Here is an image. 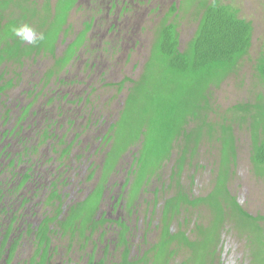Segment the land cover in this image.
Segmentation results:
<instances>
[{
    "label": "rangeland",
    "instance_id": "1",
    "mask_svg": "<svg viewBox=\"0 0 264 264\" xmlns=\"http://www.w3.org/2000/svg\"><path fill=\"white\" fill-rule=\"evenodd\" d=\"M27 1L37 11V17L31 26L36 31L41 30L44 17L49 16L47 9L53 12L58 0ZM202 1L199 0L197 4L196 0H81L71 13L68 25L61 35L57 57L63 56L71 42L85 32L88 25H92V30L88 34L85 48L79 52L80 57L65 71L60 72L45 86L48 74L56 67V60L43 54L27 60L23 67L7 64L0 68V85L5 86L15 80V87L5 92L0 102V139L2 133L15 129L19 132V127H23L22 135L29 139L28 142L20 141V137L10 136L3 143L11 144L14 153L22 154L26 148L29 151L38 148V154L29 152L33 154L30 158L32 165L19 166L15 172L24 175L26 170L32 169L36 175H43L46 180L40 186L37 178L38 182L32 181L18 192L14 200L17 202L16 212L21 213L23 219L14 226L13 242L6 249L2 250L0 247V264L9 261L10 248L17 240L21 243L12 264H28L36 255L38 244L34 243L35 235L29 233V230L30 227L35 230L43 220L44 214L39 204L41 199L44 202V195L49 196L50 184L55 181L54 174L59 177L56 184L61 189L64 199L62 210L65 213L82 203L95 190L100 183L104 154L113 146V141L109 142L111 137L109 140H104V137L111 135L112 127L120 119L132 87L127 79L138 80L142 76L151 57L154 40L165 22L178 25L181 50L187 49L198 30L201 14L198 5ZM219 1L223 5L232 6L238 10L241 19L252 23L254 36L253 46L236 72L220 88L214 89L212 118L214 123H220L225 117L228 120L236 118L234 132L237 156L233 160L235 164H230L228 189L245 212L264 219V176L253 163L254 145L250 120L246 119L248 121L242 123L240 118L244 114L233 112L238 105L255 106L259 96L264 95V83L256 71L258 61L264 57V0ZM183 2L186 10L183 9ZM174 4H177L179 12L170 15ZM42 18L43 22L40 21ZM67 31L69 33L66 34ZM59 80L64 83L59 84ZM124 82L125 85L122 86ZM55 91L57 92L54 93ZM30 105L33 107L26 115V109ZM34 113L36 117L32 115ZM53 121L57 125L49 129L47 126L52 125ZM43 128L54 132L55 138L46 139L42 133ZM190 128L194 129L195 126ZM77 135L81 137V142L75 144L70 158H63L65 146L68 147L70 142L75 141ZM60 139L62 143H59ZM3 146L0 143V151ZM221 149L219 142L209 143L204 140L194 166L187 167L180 178L181 185H177L176 180L172 181V167L180 155V151L175 150L172 163L165 168L162 182H151L148 190L140 197L137 212L130 220V227L134 229L131 237V260L147 257L149 261H154L153 250L156 247L159 250L160 242L164 239V205L180 190L187 191L192 200L208 198L213 192H217L222 166ZM138 152L139 148H134L122 158L118 173L111 177L107 187L102 212L113 211V197L118 199L128 190L127 172L135 166ZM66 169L71 170L69 174L65 173ZM9 177L10 174H5V179ZM64 179H69L67 184ZM3 180L4 176L0 175V182ZM225 188L222 186L218 189L217 194L220 196L215 199L218 201L213 202L218 207L222 198L229 199ZM24 199L31 203L21 208ZM231 202L227 201L229 208L223 204L225 214L221 217L208 204H203L199 207H187L188 210L183 215L171 222L173 234L184 232L191 242L198 243L195 253L188 247H180L179 243H174L172 250L177 253L170 264H264V220L259 223L262 229L259 231L254 223L241 216V211L231 205ZM86 205L91 206V203L84 204ZM32 212H35L34 215ZM219 218H224L225 221L222 223ZM20 229L24 231L20 233ZM110 231L104 247L99 241V234H96L85 249L80 245L70 248L68 236H55L52 248H57V253L51 264H68V258L71 259L69 264H87L89 255L94 253L96 246L98 249L94 254L97 262L107 259V264H122L123 248L113 245L109 257L106 256V247L115 237L114 231ZM201 231L204 232L203 236L200 235Z\"/></svg>",
    "mask_w": 264,
    "mask_h": 264
},
{
    "label": "trees",
    "instance_id": "2",
    "mask_svg": "<svg viewBox=\"0 0 264 264\" xmlns=\"http://www.w3.org/2000/svg\"><path fill=\"white\" fill-rule=\"evenodd\" d=\"M79 1L58 0L53 12L47 9L46 13H49V16L44 17L45 22L40 26L46 37L45 41L36 45H27L14 38L10 29L14 25L25 23L31 26L37 17L36 9L34 6L30 7L27 0H0V68L7 64L23 67L24 61L35 54V57H40L42 54L51 55L57 60V67L61 69L70 65L84 46L87 34L92 30V25H88L87 30L69 45L65 55L57 57L59 39ZM184 3L183 9L186 10ZM195 3L199 4V0ZM198 10H201L198 30L185 51L181 50L178 25L165 22L154 40L151 57L142 76L138 80L127 79L132 87L129 89L120 119L112 127L113 135L110 140L114 141V144L108 157L104 181L106 182L109 174L119 167L124 155L134 148H139L134 169L130 174L131 179L127 180V187L130 182L133 183L130 196L125 199L132 213L136 201H140V197L148 190L151 182L153 180L162 182L165 168L172 163L176 149L180 151V155L172 167V181L176 180L177 185H181L180 178L187 167L194 166L201 143L207 140L209 143L217 141L222 145V166L217 181V192H213L208 198L192 200L187 191L180 190L164 205V239L160 242L159 250L157 247L153 250L154 261H149L147 257L140 261L131 260L130 251L127 250L122 264H148V262L170 264L177 253L176 250H172L174 243H179L180 247H188L195 253L198 242H191L184 232L175 235L171 230V222L183 215L190 206L199 207L208 204L221 217L225 214L223 204L229 208L227 201H232L231 205H235L238 211H241V216L245 220L254 223L259 231L262 230L259 223L264 219L255 218L245 212L236 198L232 197L227 185L231 177L230 164L237 156L234 132L236 118L228 120L225 117L220 123H214L212 118L213 91L220 88L236 72L241 61L248 56L253 46L254 28L252 23L239 17L238 10L223 5L219 0H211V2L204 0L198 5ZM177 12L179 9L177 4H174L170 15H175ZM40 21L43 22V18ZM41 30L37 29V32ZM256 71L264 83V57L258 61ZM55 74L57 71H51L47 82L53 79ZM13 84L14 80H11L6 86H0V102L2 94L13 88ZM233 112L244 114L240 118L242 123L250 120L254 145L253 163L264 176V95L259 96L255 106L238 105ZM193 125L195 128L191 129ZM91 178L93 180L94 175ZM222 186L226 187L225 192L229 199L222 198L218 207L213 202L218 201L215 199L220 196L217 193ZM104 191L105 187L101 185L88 201L79 204L77 208H72L69 221L63 224L64 235L70 232L72 238H75L79 232L83 238L88 231L94 232L91 230L98 227L95 221ZM51 200L56 206L58 201H61V196L57 193ZM88 202L91 206H84ZM219 219L222 223L225 221L224 218ZM49 222L47 221L40 230L36 255L28 264H50L54 257L49 236L51 234ZM122 226L126 229L125 224ZM10 234L3 241L2 250L6 247ZM200 235L203 236L204 232L201 231ZM16 251L14 247L8 264L12 263ZM90 264L95 263L91 261Z\"/></svg>",
    "mask_w": 264,
    "mask_h": 264
},
{
    "label": "flooded vegetation",
    "instance_id": "3",
    "mask_svg": "<svg viewBox=\"0 0 264 264\" xmlns=\"http://www.w3.org/2000/svg\"><path fill=\"white\" fill-rule=\"evenodd\" d=\"M80 1H79V3H80ZM30 6L33 7L32 4ZM114 27L112 29H115ZM88 34H87V37H88ZM87 37H86L85 44H84V46L82 48H85V46H86ZM60 39H61V37H60ZM60 39H59V41H60ZM74 41H72L71 44ZM68 47H67V49H68ZM67 49H66V51H67ZM66 51L63 52V56L65 55ZM35 56H36V54L32 58H29L27 60H31V59L33 60L34 58H37ZM49 56H51V55H49ZM79 57H80V55L78 54L71 63H74L75 60L78 59ZM27 60H25L24 63ZM68 67H69V65L66 68H63V69L57 67V60H56V67L54 68V70L57 71V74H55L54 77H56L59 74L60 70H61L60 72H63ZM58 83L60 84V83H64V82L59 80ZM44 84L46 86L48 84V82L47 83L45 82ZM0 86L2 87V85H0ZM14 87H15V80H14V84H13V88ZM9 89H12V88H9ZM56 92L57 91H55L54 93H56ZM4 94H2V99L4 98ZM58 99H59V101L61 100V98H58ZM58 99H55V100H58ZM32 107H33V105H30L26 109L27 110L25 112L26 115H28V113L30 112ZM62 111H63V108L60 109L61 113H62ZM32 115H34V117H36L35 116L36 113H34ZM7 119H8L7 122H9V117L8 116H7ZM24 119H26V118H24ZM56 125H57V122L53 121L52 125L49 124L47 127L49 129L50 128L53 129V128L56 127ZM19 129H20L19 132H18L17 129H15L14 131H11V132L10 131H6V132L2 133L1 134V139H0V143L2 145H4L3 147H1V151H0V169H1L0 170V175L4 176L3 182H0V236L2 237V238L0 237L2 239V240H0L1 249H2V246H3L2 245L3 241L10 234V232H11V234H10V238L8 240V243H7L6 247L3 248V249H6L8 247V245L13 242V241L11 242V240L13 239L12 237L15 235L14 226L23 219V215H20L21 213H17L16 212L17 202H15L14 200L17 197V195L19 194L18 192H21L22 190H24L28 186V184L30 182L36 181L37 178L40 180V186L42 185V182L46 181L43 175H40L38 173L36 175L35 170H32V169L26 170L24 172V175L15 172V170L19 166H23V165L31 166L32 165V162H31L32 159H30V158L33 156V154H31L29 152L32 151V153L34 152L35 154H38V148L31 149V151H29L30 150L29 148H26L24 150V153H22V154H19L18 152L14 153L12 151L13 148H12L11 144L3 143L4 140L9 138L10 136L11 137L15 136V138L20 137L21 138L20 141L24 140V141L28 142L29 139L22 135L23 127L20 126ZM42 133H43V135H44V137L46 139L55 138V133L50 131V130H47L46 128H43ZM110 134L113 135V133H111V132H110ZM111 135H106L104 137V140L106 138H108V140H109ZM63 137H65V136H63ZM76 137H77L76 140L70 142L68 147H66L63 144L65 146V149L62 151L63 152V154H62L63 158H65V157H69L70 158L71 155H72V152L74 150L73 148L75 147V144H78V143L81 142L80 141L81 137L79 135H77ZM57 138L59 139V137H57ZM109 142H111V140ZM59 143H62V139L59 140ZM113 144H114V141H113ZM111 151H112V147H111V149H108V151L105 152V154H104L105 156H104V162H103L102 169H101V179H99L100 183L96 186L95 190L88 197H86V199H84V201L82 202V203H84V202L88 201L89 197L95 191H97L101 185H104L105 191H104V195H103L102 201L100 203L99 210H98V215H97L96 221H95V223L97 222V226L98 227L96 229L93 228L91 230V231H94L93 233L88 231L83 238H81V235L79 234V232L75 235L76 236L75 238H72V234L70 232H68V234L64 235L65 232H64L63 224H66L69 221L70 212H71L72 208L69 210V212H66V213L62 210V203H63L64 199H63V197L61 195V192H60L61 189H59V185L56 184V181L59 179V177L57 178V175H55V174L53 175L55 181H53L50 184V187H49L50 194H49L48 197H46L44 195L43 196L44 202H42V199H41V202L39 204V206L41 205L42 211H43V214H44L43 220L41 221V223L38 225V227L35 230L32 227H30V230H29V233L35 235L34 243L39 245L40 238H39L38 235L40 233V230L42 229V227L44 226V224L47 221H50L49 225H50L51 234L49 236H50L51 241H52L51 249L53 251V256H54V257H52V260H51L50 264L52 263L53 259L55 258V254L57 253L56 252L57 248L53 249L52 247H53V241L55 239V236H58V235H60L62 237H65V236L69 237V239H70V248H73V247H75L77 245H80V246H82V248L85 249L86 246H88V244L90 242H92V239L94 238V236L96 234H99V241H100L101 245L103 246L104 244H106L105 239H107L109 231L112 230V232L114 231L115 237H114V240L110 242L109 246H107V247L105 246L106 247V256H107V258L109 257V254H110L109 251L111 249V246H113V245L115 247H117V248H123L124 249V253L127 252V250H129L130 251V256H131V250H132L131 237L133 235L134 229L132 227H130V224H131L130 220L132 219V216L136 214L137 209H138L137 206L139 205V203H136L135 209L131 213L130 210H129V207H128V202H127V200L125 201V199L128 198V196H130V189L132 188L133 183L130 182L129 186L128 187L126 186V189H128V190H126L125 193H122L123 195L121 197H118V199H117L116 196L113 197V199H112L114 201V204H113V207H112L113 211H111V212L110 211L109 212L108 211L107 212H102V210H103L102 207H103V204H104V202L106 200V190H107V187H108V185L110 183V179H111L112 176L116 175L118 173V171H119L118 167H117L114 172L109 174V176L107 178L108 180L106 182L104 181L105 180L104 179L105 178V174L107 172L106 171L107 161H108V157H109V154L111 153ZM133 169H134V167L132 166L131 169L127 172V175L129 176L128 179H131L130 174L133 171ZM70 171H71L70 169H66L65 173L69 174ZM5 174H10V177L7 178L8 180L5 179ZM20 175H22V176H20ZM18 178H19V180H18ZM68 180L69 179H64L65 184L68 183ZM36 182H38V181H36ZM36 184H39V183H36ZM43 186H45V184ZM57 193H59V196H61V201H58L57 205L54 206L53 203H52L54 201H52L51 198H53L54 195L57 194ZM55 202H56V200H55ZM30 203H31L30 200L24 199L21 202V208L22 207L25 208ZM79 204H81V203H79ZM78 205H76L73 208H77ZM112 208H111V210H112ZM59 210H61V212ZM114 210H115L116 213H114ZM126 211L128 213H126ZM34 213L35 212H32V215H34ZM163 218H164V214H163ZM124 224L126 225V229H125V227L122 226ZM23 231H24V229H20V233L23 232ZM20 243H21L20 240L14 241V243L12 244V248H10V251H9L10 256L12 255V249L14 247H16V249H18ZM95 248L96 249H94V253L96 252L98 247L96 246ZM94 253L92 255H89V260H88L87 264H90L91 261H93L95 264H101V263L107 264V261H108L107 259L106 260L103 259V260H100L99 262H97L96 255ZM14 258H15V256H14ZM93 258H95V259L93 260ZM9 261H10V258H9ZM9 261H6V264H8ZM70 262H71V259L68 258L67 259V263L69 264Z\"/></svg>",
    "mask_w": 264,
    "mask_h": 264
},
{
    "label": "clouds",
    "instance_id": "4",
    "mask_svg": "<svg viewBox=\"0 0 264 264\" xmlns=\"http://www.w3.org/2000/svg\"><path fill=\"white\" fill-rule=\"evenodd\" d=\"M14 38H18L21 42L36 45L45 41L46 37L44 33H37L29 24L14 25L10 29ZM145 257L138 258L137 261L143 260Z\"/></svg>",
    "mask_w": 264,
    "mask_h": 264
}]
</instances>
